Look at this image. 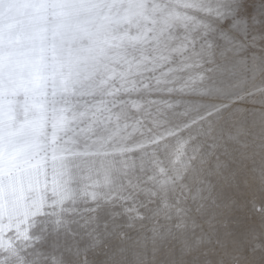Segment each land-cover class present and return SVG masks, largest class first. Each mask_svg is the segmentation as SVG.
Wrapping results in <instances>:
<instances>
[{
  "label": "snow or ice",
  "instance_id": "1",
  "mask_svg": "<svg viewBox=\"0 0 264 264\" xmlns=\"http://www.w3.org/2000/svg\"><path fill=\"white\" fill-rule=\"evenodd\" d=\"M13 2L31 11L23 40L0 22V264H220L237 132L264 130V0Z\"/></svg>",
  "mask_w": 264,
  "mask_h": 264
},
{
  "label": "rangeland",
  "instance_id": "2",
  "mask_svg": "<svg viewBox=\"0 0 264 264\" xmlns=\"http://www.w3.org/2000/svg\"><path fill=\"white\" fill-rule=\"evenodd\" d=\"M2 17L3 15L0 16V18ZM231 70L238 76L246 71L242 67L231 68ZM237 105L249 107L243 101H238ZM252 119L249 117L244 123L246 131L237 132L240 139L238 153L239 158L244 163V168L241 176L231 186L236 203L229 211V219L232 224L231 236L223 240L216 252L220 264H234L237 257L245 252L249 255L242 258L246 259L248 264H264V254H262L264 251V130L261 129L258 117L255 118L256 123L254 125ZM50 149L46 154L41 153V158L38 157L37 160L44 163L43 168L48 169V173L53 164V160H51L52 149ZM77 150L79 151V149ZM64 152L65 150L62 151V153ZM244 177H247L246 182H243ZM213 211L215 209L210 207L208 214L211 215ZM198 232L199 230H197ZM144 259L151 260V254L149 253ZM168 259L172 264H180L182 256L177 250L171 253ZM114 264H122L121 258L116 257Z\"/></svg>",
  "mask_w": 264,
  "mask_h": 264
},
{
  "label": "bare ground",
  "instance_id": "3",
  "mask_svg": "<svg viewBox=\"0 0 264 264\" xmlns=\"http://www.w3.org/2000/svg\"><path fill=\"white\" fill-rule=\"evenodd\" d=\"M3 3L7 4L8 6L7 7H0V16L3 15V17L0 18V19H2L0 22H3L4 29L6 32H15L17 35V38L23 40V33L20 31V21L27 19L26 13L30 12L31 9L22 8L18 4L14 3L13 0H3ZM21 99H22V97H21ZM60 147L63 148V145H61ZM68 148L72 149L73 151H78L77 149L73 148L72 145H69ZM47 155H49V154H47ZM57 155H60L65 162H68L69 169H72L74 171L75 165L73 162H75V163H78V162L76 161V158L72 155V151L65 150V152L62 153L61 150H58ZM51 158H52V156H51ZM37 160H38V158H37ZM34 162H36V161H34ZM39 163L41 165V173H43V171L45 169V168H43L44 163H42V162H39ZM56 163L59 164L60 161H57ZM25 167H27V165H25ZM51 172H52V165L50 166L49 180L51 179ZM42 177H43V175L41 176V179H42ZM2 207H3V203H2V201H0V208H2Z\"/></svg>",
  "mask_w": 264,
  "mask_h": 264
}]
</instances>
